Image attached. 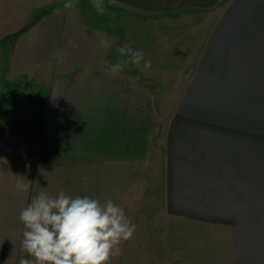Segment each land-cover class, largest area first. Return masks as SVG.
<instances>
[{
    "label": "crops",
    "instance_id": "obj_1",
    "mask_svg": "<svg viewBox=\"0 0 264 264\" xmlns=\"http://www.w3.org/2000/svg\"><path fill=\"white\" fill-rule=\"evenodd\" d=\"M88 1L94 2L73 0L75 7L64 9L66 0H0V53L1 62L7 66L6 80L21 82L19 90L48 88L51 98L42 104L26 99L31 104L28 126L32 124V134H15L7 138V146L1 144L6 141L1 137L0 147L19 151L15 142L23 141L26 135L44 136L46 141L55 126L57 160L67 159L59 161L58 169L62 178L73 175L71 182L69 177L64 180L63 190L71 188L73 192L80 189L77 176L82 163L89 164V189L97 190L104 179V189L109 190L107 162L112 164L113 157H128L135 152L138 157L139 151L143 155L145 141L151 140L146 138L145 104L129 100L128 86L115 85L114 75L107 72L110 78H97L93 64L64 68L65 45L81 46L82 39L77 36L85 29L80 20L81 4ZM103 4L150 15L217 10L218 18L200 55L198 78L190 87L200 84L201 89H241L235 79L256 77V65L261 68L259 72L264 67V0H103ZM25 27L26 31L16 34ZM86 33L85 37L90 36ZM89 54L78 60L70 53L67 59L91 63L93 56L84 59ZM261 75L264 77V73ZM54 82L55 86L62 84L63 89H50ZM254 88L264 89V84L260 81ZM8 91L2 94H10ZM227 102L224 98L223 103ZM196 107L198 104L184 102L169 126L160 219L185 225L184 230L170 231L184 233V244L194 248L191 253L196 260H201L211 245L215 247L216 264H264V134H258L255 115L234 108L235 119L223 120L216 165L203 142L199 166L193 160L195 145L199 135L203 139L207 136L204 133L209 130V121L203 113H186ZM25 108L18 110L16 117H21ZM38 112H46L44 119ZM12 123L9 128L17 124L14 119ZM193 169L199 176L211 172V178L203 181ZM188 224L199 228L188 229ZM204 225L216 229L203 230Z\"/></svg>",
    "mask_w": 264,
    "mask_h": 264
},
{
    "label": "rangeland",
    "instance_id": "obj_2",
    "mask_svg": "<svg viewBox=\"0 0 264 264\" xmlns=\"http://www.w3.org/2000/svg\"><path fill=\"white\" fill-rule=\"evenodd\" d=\"M93 4L94 2L89 1L81 4L80 20L82 26H85V29L77 33L82 39L81 46L65 45L64 68L93 64L98 70L97 78H110L106 76V72L109 73L108 67L119 59L117 48L128 44L132 49L142 52L144 61L139 66L129 64L123 72L114 75L112 81L115 85L128 86L129 100L145 104L146 133H149L146 138L151 140L145 141L143 155L139 151L138 157L135 152L128 157H113L112 164L107 162V169L111 174L109 190L104 189V179L97 185V190L89 189L87 161L79 166L78 192H73L71 188L63 190L66 182L64 180L69 175L65 174V178H62L58 169L59 161L67 159L57 160L56 127H52L54 133L50 134L46 141L44 136H28L32 134V124L28 126L31 104L26 99L18 101L11 94H2L9 88L19 87L21 82L10 83L6 80L7 66L4 65L5 62H1L0 53V139L2 137L7 141V138H13L18 133L28 134L23 141L15 142L16 146H20L19 151L11 152L0 147V264H19L21 257L31 259L21 248L22 233L25 229L19 220V214L41 191L50 196H56L61 191L72 197L80 193V196H89L100 200L101 203L110 199L124 209L128 220L136 225V232L132 239L120 245L121 254L113 257L111 264H216L213 251L215 247L210 245L201 260H196L191 253L194 248L184 244V233L170 231L184 230L185 225L171 219H160L164 208L163 182L168 130L184 102L198 104V107L188 109L186 113L190 116L191 112L193 116L203 113L209 121V130L204 133L207 136L203 139L199 135L200 141L197 140L195 145L196 154L193 160L199 166L202 162L199 149L203 142L209 146V157H214L213 164L216 165L215 152L217 148V153L221 152L223 120L230 119L232 122L235 119L234 108L236 112H250L255 115L258 134H264V89L254 88L260 81L264 84V77L261 75L264 73V67L259 72L261 68L256 65V69H253L257 72L256 77L235 79L241 83V89H201L200 84L198 87H190V83L198 78L195 76L200 55L218 18L217 10L150 15L103 4L104 12L100 13ZM85 31L90 36L85 37ZM102 41H107L108 46H103ZM89 52L91 55H84V59H91L93 56V62L81 60L77 63L83 58V54ZM70 53L78 57L77 62L72 61L70 57L67 59ZM145 61H151L150 70L144 69ZM244 82L246 88H243ZM249 82L251 84L248 86ZM55 84H51L50 89H63L62 84ZM47 89L36 86L21 90L40 92L39 104H42L51 100L50 96L48 98ZM124 94L127 95L126 92ZM224 98H227V104L223 103ZM200 105L206 106V109L202 110ZM247 105L249 111L243 110ZM24 107H27V110L22 111L21 117H16V112ZM38 115L44 119L46 112H38ZM15 118H18L17 122ZM12 119L14 125L17 124L9 128L13 124ZM31 119L34 122V118ZM6 141L0 142L7 146ZM97 162L99 166L103 164L100 159ZM197 164L193 167L197 168ZM102 169L104 170V167ZM193 172L199 179L202 177L203 181L211 178L212 174L203 172V175L199 176L196 170L193 169ZM213 173L217 178L216 171L213 170ZM17 175L32 183L27 192L17 188ZM69 178L71 182L73 175L70 174ZM188 226V229L199 228L195 227V224ZM201 228L216 229L211 225ZM210 250L213 252L210 253Z\"/></svg>",
    "mask_w": 264,
    "mask_h": 264
},
{
    "label": "clouds",
    "instance_id": "obj_3",
    "mask_svg": "<svg viewBox=\"0 0 264 264\" xmlns=\"http://www.w3.org/2000/svg\"><path fill=\"white\" fill-rule=\"evenodd\" d=\"M93 6L104 12L103 0H94ZM73 7V0L63 4L64 9ZM101 43L108 46L107 41ZM117 53L119 59L107 69L112 75L123 72L129 64L139 66L144 61V54L128 44L117 48ZM143 66L150 70L151 61H145ZM16 181L23 192L32 184L20 175ZM19 220L25 229L21 248L31 257H21L19 264H111L112 258L121 254L120 245L136 232V225L112 200L101 203L89 196L72 197L63 191L56 196L39 192L21 210Z\"/></svg>",
    "mask_w": 264,
    "mask_h": 264
},
{
    "label": "trees",
    "instance_id": "obj_4",
    "mask_svg": "<svg viewBox=\"0 0 264 264\" xmlns=\"http://www.w3.org/2000/svg\"><path fill=\"white\" fill-rule=\"evenodd\" d=\"M28 27H25L18 31L16 34L23 33L24 31L27 30ZM10 94H14L18 99H27L28 101L35 102L37 103L39 101L40 93H32V92H27L23 90H19L18 87L15 88H9L8 91Z\"/></svg>",
    "mask_w": 264,
    "mask_h": 264
}]
</instances>
